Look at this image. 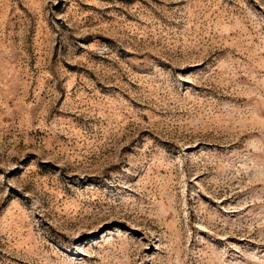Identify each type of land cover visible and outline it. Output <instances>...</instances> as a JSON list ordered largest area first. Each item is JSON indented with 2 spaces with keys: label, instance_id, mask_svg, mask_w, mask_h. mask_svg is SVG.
Here are the masks:
<instances>
[{
  "label": "rangeland",
  "instance_id": "rangeland-1",
  "mask_svg": "<svg viewBox=\"0 0 264 264\" xmlns=\"http://www.w3.org/2000/svg\"><path fill=\"white\" fill-rule=\"evenodd\" d=\"M0 264H264V0H0Z\"/></svg>",
  "mask_w": 264,
  "mask_h": 264
}]
</instances>
